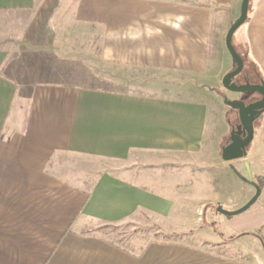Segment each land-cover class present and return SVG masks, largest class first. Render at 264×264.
<instances>
[{
  "label": "crops",
  "instance_id": "obj_1",
  "mask_svg": "<svg viewBox=\"0 0 264 264\" xmlns=\"http://www.w3.org/2000/svg\"><path fill=\"white\" fill-rule=\"evenodd\" d=\"M242 1L0 0V264H246L229 255L238 235L216 254L161 243L133 253L99 234L143 215L170 219L184 184L173 172L204 161L209 99L139 85L134 69L205 77L215 22ZM65 9L101 29L99 63L59 50L51 29ZM243 26L237 52L264 81V0ZM250 147L262 188L238 232L264 256V120ZM94 161L117 168L84 167ZM231 180L214 191L219 206Z\"/></svg>",
  "mask_w": 264,
  "mask_h": 264
},
{
  "label": "rangeland",
  "instance_id": "obj_2",
  "mask_svg": "<svg viewBox=\"0 0 264 264\" xmlns=\"http://www.w3.org/2000/svg\"><path fill=\"white\" fill-rule=\"evenodd\" d=\"M253 2L254 0H251V5ZM240 6L241 2L234 17L231 12L226 15L230 19L229 21L225 22L224 15L222 21L215 22L213 38L215 35L220 37L224 59L209 60L205 77L144 72L141 69H134L136 75L134 79L139 85L152 84L153 86L156 85L159 90L174 85L179 87V93L194 98H200V96L208 98L211 113L205 142L204 161L197 163L191 159L189 171L175 170L173 172L175 184L184 183L175 188L179 196L175 198L173 216L170 219H161L160 216L143 215L136 223H127L119 227H105L99 231L103 237L129 252L138 253L148 244L161 243L181 244L205 249L216 254H228L229 248L225 247H229L227 245L232 244V238L238 235L239 238L232 244L234 245V253H229V255H237L239 258H243L246 264H264L263 252L260 249L261 243L252 236H241L244 232L250 231L238 232L243 228L245 221L251 217L254 208L232 217L224 216L218 212V208L225 212H234V206L241 203L240 201L245 198L247 191L255 192L253 198L257 194L256 188L244 182L239 176L247 178L246 163L250 165V161L244 159L227 163L222 159V149L228 145L232 127L239 121L238 112L227 107L224 104V99L241 100L245 103L259 99L257 95L254 96L249 93L229 92L222 83L223 78L236 68L235 62L226 49L225 40L229 29L240 16ZM67 7L71 8V6ZM57 21L55 28L51 30L59 43V50L67 55L73 54L74 50H77L79 58L99 63L103 39L101 29L77 23L73 19L72 13L66 9L59 14ZM244 27L242 26L234 36L235 48L236 46L240 48L244 46V42L241 41ZM240 52L244 53L242 48ZM244 55L246 56V54ZM252 70L251 65L245 64L244 74L242 73L243 75L238 78V81L242 82L243 76L252 74ZM263 120L264 118L261 117L256 121L255 131H258ZM250 149L251 147L248 149V154ZM72 163L80 164V162L73 161ZM84 163H86L85 168H93L95 171L106 170L107 168L115 170L117 168L116 164L101 161ZM253 178L257 181L254 176ZM230 180L234 182H231V189H227L228 197L219 206L213 202L214 191L218 189L220 182L228 184Z\"/></svg>",
  "mask_w": 264,
  "mask_h": 264
},
{
  "label": "water",
  "instance_id": "obj_3",
  "mask_svg": "<svg viewBox=\"0 0 264 264\" xmlns=\"http://www.w3.org/2000/svg\"><path fill=\"white\" fill-rule=\"evenodd\" d=\"M251 0H243L240 10V16L238 20L229 29L225 46L226 49L236 64V68L231 73L227 74L223 78V86L226 90L236 94H248L254 93L262 97L259 102L247 105L241 100H229L224 99V104L230 109L237 111L240 125L237 130H233L230 135L231 143L222 149V159L223 161L230 163L238 160H244L248 156V149L253 143L255 137V123L264 115V81L260 84H252L247 82L243 85H238L234 80L240 76L245 69V62L241 55L237 52L234 46V36L237 31L247 22L249 10H250ZM247 178L239 175L241 179L256 188V196L249 201L244 207L234 212H225L221 208H218V212L224 216L232 217L243 214L248 211L258 200L261 195V188L255 183L251 167L249 163H246Z\"/></svg>",
  "mask_w": 264,
  "mask_h": 264
},
{
  "label": "trees",
  "instance_id": "obj_4",
  "mask_svg": "<svg viewBox=\"0 0 264 264\" xmlns=\"http://www.w3.org/2000/svg\"><path fill=\"white\" fill-rule=\"evenodd\" d=\"M213 42L209 48V52H208V57H209V60H222L223 58V45L220 41V37L218 35H215L214 38H213ZM242 57V56H241ZM245 62V61H244ZM259 180V184L258 186L260 188H262V183H261V180L262 179H258ZM236 237H233L232 240H234Z\"/></svg>",
  "mask_w": 264,
  "mask_h": 264
},
{
  "label": "flooded vegetation",
  "instance_id": "obj_5",
  "mask_svg": "<svg viewBox=\"0 0 264 264\" xmlns=\"http://www.w3.org/2000/svg\"><path fill=\"white\" fill-rule=\"evenodd\" d=\"M244 74V73H243ZM243 74H241V75H243ZM240 75V76H241ZM240 76H238L235 80H234V82L236 83V84H241V85H243V84H246L247 82H250V83H252V84H260L262 81H260V82H253L252 81V79H251V76H249L248 74H245L244 76H243V79H242V82H240V81H238V78L240 77ZM250 95H257L258 97H259V99H257V100H252L251 102H249V103H246L247 105H250V104H253V103H256V102H259L261 99H262V97L260 96V95H258V94H254V93H249ZM239 117V116H238ZM240 125V120L238 121V124H236V125H234L233 127H232V130H231V133H232V131L233 130H237V127ZM231 143V140L229 141V143L228 144H230Z\"/></svg>",
  "mask_w": 264,
  "mask_h": 264
}]
</instances>
